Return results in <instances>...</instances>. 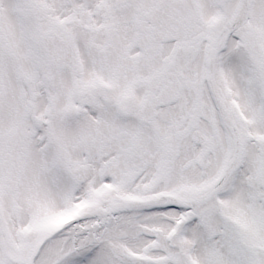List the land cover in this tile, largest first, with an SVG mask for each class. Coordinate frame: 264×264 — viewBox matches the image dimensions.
<instances>
[{
	"label": "snow or ice",
	"instance_id": "obj_1",
	"mask_svg": "<svg viewBox=\"0 0 264 264\" xmlns=\"http://www.w3.org/2000/svg\"><path fill=\"white\" fill-rule=\"evenodd\" d=\"M0 264H264V0H0Z\"/></svg>",
	"mask_w": 264,
	"mask_h": 264
}]
</instances>
